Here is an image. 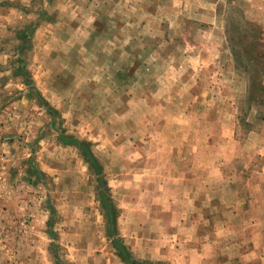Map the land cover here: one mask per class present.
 Here are the masks:
<instances>
[{
    "label": "rangeland",
    "instance_id": "374dc122",
    "mask_svg": "<svg viewBox=\"0 0 264 264\" xmlns=\"http://www.w3.org/2000/svg\"><path fill=\"white\" fill-rule=\"evenodd\" d=\"M0 264H264V0H0Z\"/></svg>",
    "mask_w": 264,
    "mask_h": 264
},
{
    "label": "trees",
    "instance_id": "16d2710c",
    "mask_svg": "<svg viewBox=\"0 0 264 264\" xmlns=\"http://www.w3.org/2000/svg\"><path fill=\"white\" fill-rule=\"evenodd\" d=\"M62 139H63L64 142H67V143L73 144V145H75V146H77V147H81L80 149L84 151V155L87 156L88 159H89L91 162L94 161V160L92 159V156H91L87 151H85V150L83 149V146H82L81 144H79V143L76 142V141H71V140L66 139V138H62ZM116 247H117V249H119L120 251L122 250V247L117 246V245H116Z\"/></svg>",
    "mask_w": 264,
    "mask_h": 264
},
{
    "label": "crops",
    "instance_id": "0c3cea01",
    "mask_svg": "<svg viewBox=\"0 0 264 264\" xmlns=\"http://www.w3.org/2000/svg\"><path fill=\"white\" fill-rule=\"evenodd\" d=\"M215 180V179H214ZM217 181V180H216Z\"/></svg>",
    "mask_w": 264,
    "mask_h": 264
}]
</instances>
